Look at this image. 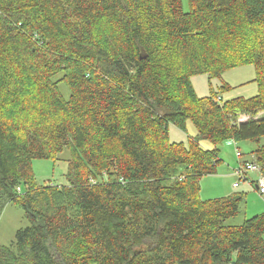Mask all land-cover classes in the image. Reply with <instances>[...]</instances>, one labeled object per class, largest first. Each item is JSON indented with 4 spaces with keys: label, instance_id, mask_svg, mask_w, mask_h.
Instances as JSON below:
<instances>
[{
    "label": "trees",
    "instance_id": "1",
    "mask_svg": "<svg viewBox=\"0 0 264 264\" xmlns=\"http://www.w3.org/2000/svg\"><path fill=\"white\" fill-rule=\"evenodd\" d=\"M245 64L258 95L195 94L191 76ZM263 109L264 0H0V215L29 222L0 264H264V213L233 226L241 197L198 198ZM64 150L67 185L36 188L32 160ZM250 162L264 177L263 145Z\"/></svg>",
    "mask_w": 264,
    "mask_h": 264
},
{
    "label": "rangeland",
    "instance_id": "2",
    "mask_svg": "<svg viewBox=\"0 0 264 264\" xmlns=\"http://www.w3.org/2000/svg\"><path fill=\"white\" fill-rule=\"evenodd\" d=\"M256 69L253 64H245L228 68L219 75L198 74L190 77L191 85L199 98L218 97L222 102L237 99H248L258 95L261 87L256 79ZM60 90L65 97L69 96L68 88L60 84ZM264 117V109L259 111L258 117ZM247 115H239L237 120L246 121ZM195 135V129L190 121L185 124V131H181L173 125L168 127L170 142L186 143L189 137ZM264 144V136L256 140H240L233 142L226 140L220 145V162L216 166V173L203 176L199 180V201H208L241 197L239 213L228 221L229 225L238 226L245 220L264 213V195H260L255 188L258 182V172L246 173V180H242L233 173L237 169L240 160L236 157V151L242 154V160H251L258 146ZM204 147H210L208 142H202ZM69 152L64 150L56 159L31 162V170L34 176L36 188L47 185H67L66 174L68 171ZM252 182V183H251ZM238 187L233 188L232 184ZM29 222L23 209L14 202L5 205L0 215V244L10 246L14 241L17 230L27 227Z\"/></svg>",
    "mask_w": 264,
    "mask_h": 264
},
{
    "label": "built area",
    "instance_id": "3",
    "mask_svg": "<svg viewBox=\"0 0 264 264\" xmlns=\"http://www.w3.org/2000/svg\"><path fill=\"white\" fill-rule=\"evenodd\" d=\"M236 157H241V154L238 151H236ZM251 171L260 173V168L251 162H244L243 164H239L238 168L234 170V174L238 175L240 179L246 180V173ZM233 187H238V184L234 183ZM256 190L260 195H264V177L262 175L256 183ZM17 191L19 192L20 189L17 188Z\"/></svg>",
    "mask_w": 264,
    "mask_h": 264
},
{
    "label": "crops",
    "instance_id": "4",
    "mask_svg": "<svg viewBox=\"0 0 264 264\" xmlns=\"http://www.w3.org/2000/svg\"><path fill=\"white\" fill-rule=\"evenodd\" d=\"M263 146H264V144H263ZM241 154V153H240ZM239 160H240V162H241V164H243L244 162H250L251 160H249V159H245V160H242V154H241V157L240 158H238ZM233 173H234V170H233ZM258 179L260 178V176H261V173H258ZM252 183V182H251ZM233 185V184H232ZM233 187V186H232ZM233 188H237V187H233ZM255 188H256V185H255Z\"/></svg>",
    "mask_w": 264,
    "mask_h": 264
}]
</instances>
